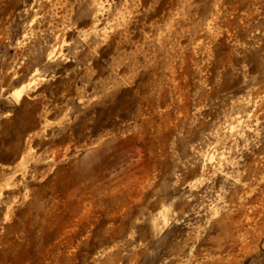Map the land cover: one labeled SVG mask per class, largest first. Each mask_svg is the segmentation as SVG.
Returning <instances> with one entry per match:
<instances>
[{"label": "clouds", "instance_id": "clouds-1", "mask_svg": "<svg viewBox=\"0 0 264 264\" xmlns=\"http://www.w3.org/2000/svg\"><path fill=\"white\" fill-rule=\"evenodd\" d=\"M27 11L0 29V264H264V0Z\"/></svg>", "mask_w": 264, "mask_h": 264}, {"label": "rangeland", "instance_id": "rangeland-1", "mask_svg": "<svg viewBox=\"0 0 264 264\" xmlns=\"http://www.w3.org/2000/svg\"><path fill=\"white\" fill-rule=\"evenodd\" d=\"M152 0H142V6L144 8H149ZM33 4V0H0V29L7 30L8 25L12 24L13 28H17L21 26L25 20H27L30 16L35 15V13H30L27 9L31 8ZM159 8V6H158ZM146 15H150V13H146ZM88 23L85 21L81 24V27L84 24ZM67 36L71 38L73 36L72 32L67 33ZM226 43V42H225ZM118 47V43L114 45V48ZM11 55V53H9ZM191 63V60H189ZM75 65L71 62L68 63L67 67H74ZM59 83V82H58ZM43 114L42 104L37 103L34 109V117L33 124L36 125V128H40V117ZM51 118V117H50ZM9 136L5 138V144H11L12 141L17 139L18 133L14 130L12 126H9L8 129ZM37 142L39 143V137L37 138ZM26 143V141H25Z\"/></svg>", "mask_w": 264, "mask_h": 264}]
</instances>
